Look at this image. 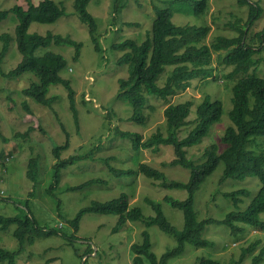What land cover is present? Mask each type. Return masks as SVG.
Masks as SVG:
<instances>
[{"label": "rangeland", "instance_id": "374dc122", "mask_svg": "<svg viewBox=\"0 0 264 264\" xmlns=\"http://www.w3.org/2000/svg\"><path fill=\"white\" fill-rule=\"evenodd\" d=\"M39 1L33 0L34 3ZM55 1L65 9V14L52 23L32 22L29 32H53L82 42L77 58L76 48L69 44L52 43L35 51V54H42L50 50L65 57L66 66L61 75L70 80L75 90L78 125L70 107L68 90L62 83L50 86L48 95L57 96V99L52 106H45L22 92L33 81H38L35 74L29 71L17 76L0 74V214L30 213L41 229L57 230L49 235H36L33 243L26 242L16 256V264H45L48 259H52L49 264H132L134 252L131 244L142 241L145 229L150 234L152 251L159 257L177 245V238L156 224L146 226L139 220L118 224L119 216L116 214L88 211L82 214L79 228L75 231L69 219L76 217L80 209L93 201H108L124 192L129 196L130 206L141 207L145 216L156 214L147 199L160 202L166 217L181 230L184 226L183 211L173 207L164 197L169 195L184 199L188 195L186 189L162 187L160 181L143 173L117 175L112 168H137L140 162H145L162 170L168 179L184 182L190 178V169L169 164L175 157L172 145L139 149L133 145L130 135H120L118 131L140 133L143 140L148 139L158 129L165 131L164 110L170 102L192 99L195 107L205 95H209L222 100V120L212 126L210 134L200 143L188 148V157L201 160L205 147L213 142H217L222 150L226 145L221 136L231 123L229 111L233 106L234 84V81L226 80L224 74L233 66L223 62L225 50L213 52L212 65L218 80L196 78L189 87L168 99L150 97L151 107L145 109L147 122L143 125L130 118L133 113L131 103L117 96L118 80L128 76L129 66L118 62L121 53L114 50L111 44L126 38L143 41L151 29L157 7L168 5H173L175 9L173 21L176 24H208L210 30L203 42L210 44L218 35H238L237 27L244 25L248 19L249 5H239L235 0H210L208 12L197 16L186 10L180 12L177 2L171 4V0H118L116 10V0H90L88 10L97 20V35L104 49L99 51L94 47L88 25L75 11L74 0ZM254 1L263 10L250 27L247 39L252 36L259 43L254 33L264 28V0H251ZM15 4L27 7L26 0H0V9ZM16 23V15L10 13L0 23V35L3 32L14 35ZM3 44L0 37V49ZM255 56L263 57L264 51ZM22 58L23 54L13 40L0 62L1 70H11ZM256 67V72L264 76V60ZM166 75L158 80L160 85L164 84ZM193 116L194 111L190 117ZM67 139L69 146L60 151L61 158L75 155L78 159L60 168V182L51 192L57 161L53 150ZM257 139L264 144V135ZM33 158L36 170L31 178L27 171ZM224 168L222 160L194 196L198 218L211 217L203 232V236L210 240L209 245L197 247L192 242H186L183 252L169 258L166 264H196L203 257L227 264L231 259L239 258L242 249L253 242H257L255 253L264 246L263 230L238 222L242 229L232 232L224 222L229 211H240L248 206L261 186L259 176H230L224 179ZM96 178L100 182L68 189ZM239 188H245L247 193L240 194L236 203L226 193ZM260 218H264V213L260 214ZM14 229L12 224L8 229L0 230V247L9 250L19 248V242L13 235ZM144 262L148 264L146 260ZM0 264L8 263L0 261ZM243 264H251V257H247Z\"/></svg>", "mask_w": 264, "mask_h": 264}, {"label": "trees", "instance_id": "16d2710c", "mask_svg": "<svg viewBox=\"0 0 264 264\" xmlns=\"http://www.w3.org/2000/svg\"><path fill=\"white\" fill-rule=\"evenodd\" d=\"M27 7L15 4L7 9H0V23L10 13L17 17L15 34L8 32L1 33L0 37L4 44L0 49V62L2 61L9 43L13 40L17 43L18 50L23 54L22 60L11 70L0 74L8 76L21 75L27 71L38 77L29 86L22 89V92L35 98L43 105L52 106L57 96H49L48 91L52 84L62 83L68 90L70 107L74 113L77 125L79 122L78 111L75 105V90L69 79L61 75V70L66 66V59L61 53L46 51L42 54H35L41 47H47L54 43L69 44L76 48L75 58L79 56L82 42L70 36H62L53 32L39 34L29 32L32 22L52 23L65 14V9L55 0H40L34 3L33 0H26ZM239 5H249V16L244 25L237 27L239 33L235 36L218 35L210 44L204 43L206 35L210 30L208 24H176L173 21L175 9L173 5L159 6L155 11L151 29L146 38L138 42L133 38H126L114 41L111 47L119 51L120 64L129 66V74L126 78H120L118 97L123 101L131 103L133 113L132 120L146 124L147 115L145 109L151 107L150 97H162L168 99L192 84V80L202 78L208 81L210 78L218 80L215 74V66L212 65L213 52L225 50L222 60L225 64L233 66V69L224 76L226 80L234 81L232 86L233 106L229 111L231 123L226 126L221 136L225 147L220 150L217 142L207 145L203 152V160L196 161L188 157V148L200 143L204 137L210 134L212 126L222 120L224 113L223 102L218 97L212 98L205 95L203 100L194 107L192 99H185L178 102H170L165 110V131L158 129L148 139L143 140L142 135L136 132L118 131L120 135H130L133 145L137 148H155L160 144L172 145L175 157L169 162L170 165H181L190 169L191 174L188 181L168 179L166 174L148 163L140 162L137 168H112L117 174L143 173L144 175L160 181L165 188H181L188 191L184 199H176L166 195L164 199L173 207L179 208L184 213V226L178 230L164 214L162 204L152 199H147L152 205L156 214L145 216L139 206H130L127 193H121L117 198L108 201H93L89 206L79 210L76 217L69 219L75 228H79V221L84 212H97L104 214H116L119 216L118 224L127 220H139L146 226L158 225L167 233L174 234L177 238V245L161 256L152 251V241L148 230H143L141 242H133L131 249L134 252V263L145 264H166L168 259L180 254L184 250L186 242H192L195 246H208L210 240L203 236L206 222L211 217L199 219L194 207V196L196 190L213 173L223 160L225 168L223 178L230 176L245 178L248 175L259 176L261 186L258 192L251 197L248 206L240 211L231 210L224 218V222L232 232L242 229L238 222L248 223L255 229L264 231V144L259 141L258 136L264 135V76L259 75L256 65L264 56L256 57V54L264 51V28L254 33L258 36L259 43H256L249 36L250 27L256 18L262 13L260 5L251 0H235ZM90 0H74V8L79 18L88 25L90 36L96 50L103 49L97 35L98 23L94 15L88 10ZM177 2V10L193 12L197 16L206 14L210 8V0H171V4ZM119 7L118 0L114 9ZM104 50V49H103ZM164 74L165 82L160 85L158 82ZM27 108L28 104L24 103ZM192 111L194 116L190 117ZM29 113H31L29 111ZM190 128L188 129V127ZM69 146V141L57 145L53 152L57 161L54 164V182L50 187L54 188L60 182V168L77 161L75 155L61 158L60 151ZM36 160L29 161L27 175L34 177ZM100 182L99 179H90L82 184L69 186L68 189H79L85 185ZM245 188H239L226 193L232 196L238 203V196L246 194ZM15 225L13 235L19 242L17 250H9L0 247V261H7L8 264H16V256L22 250L24 244L33 243L36 235L53 234L57 230L41 229L35 218L30 214L25 215H1L0 230H6L10 225ZM74 237V235H73ZM257 242L244 247L237 259H231L227 264H243L247 257H251V264H264V246L258 253H255ZM48 259L45 264H49ZM132 263V264H134ZM196 264H224L211 257H203Z\"/></svg>", "mask_w": 264, "mask_h": 264}]
</instances>
